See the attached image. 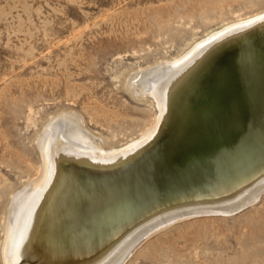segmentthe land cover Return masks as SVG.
<instances>
[{
    "label": "bare ground",
    "instance_id": "bare-ground-1",
    "mask_svg": "<svg viewBox=\"0 0 264 264\" xmlns=\"http://www.w3.org/2000/svg\"><path fill=\"white\" fill-rule=\"evenodd\" d=\"M128 83L153 96L152 129L112 151L96 148L77 119L43 130L44 167L11 201L3 264H122L167 224L227 214L264 190V13ZM185 156L198 164L160 180Z\"/></svg>",
    "mask_w": 264,
    "mask_h": 264
},
{
    "label": "rangeland",
    "instance_id": "rangeland-1",
    "mask_svg": "<svg viewBox=\"0 0 264 264\" xmlns=\"http://www.w3.org/2000/svg\"><path fill=\"white\" fill-rule=\"evenodd\" d=\"M263 13L264 0H0V264L11 201L44 167L43 130L77 119L101 151L139 139L158 113L131 77ZM122 264H264V190L234 214L167 224Z\"/></svg>",
    "mask_w": 264,
    "mask_h": 264
},
{
    "label": "water",
    "instance_id": "water-1",
    "mask_svg": "<svg viewBox=\"0 0 264 264\" xmlns=\"http://www.w3.org/2000/svg\"><path fill=\"white\" fill-rule=\"evenodd\" d=\"M253 132L255 133L256 131L255 130H248V131H246V132H244L243 134H242V136L240 137V140H242V139H244V140H247V139H249V138H251V137H253ZM240 140H239V143H240ZM242 143V142H241ZM205 156V155H204ZM203 158V156H201L200 154H197V158H196V160L197 159H202ZM187 159H188V162H187ZM184 164L183 165H181V162H180V164H178V165H181L180 167H174V168H172V171H170L171 172V175H170V172L168 173H164V174H161V173H159L158 174V177L160 178V180L162 179V180H168L169 178H170V176H172V173H174V172H178V173H181V172H183V171H188L189 169H191L192 167H195L197 164H198V162H196L195 161V158H194V160L189 156V157H187V156H185L184 157V159H183V161H182ZM177 165V166H178ZM181 170V171H180ZM180 178H181V175H180ZM184 180V179H183ZM171 181V179L168 181L169 183H171L170 182ZM254 203V202H253ZM252 203H248V204H246L245 206H241L240 208H237L236 210H233L232 212H229V213H227V214H223V213H210V214H220V215H231V214H234V213H236V212H238V211H240V210H242V209H244V208H246V207H248V206H250ZM206 214H209V213H206ZM202 215V214H201ZM197 216V215H196ZM193 217V216H192ZM165 227V226H164Z\"/></svg>",
    "mask_w": 264,
    "mask_h": 264
}]
</instances>
